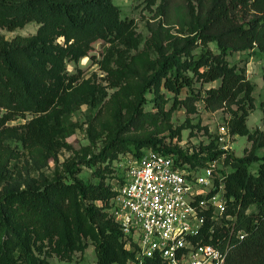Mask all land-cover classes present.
Returning a JSON list of instances; mask_svg holds the SVG:
<instances>
[{
	"label": "trees",
	"instance_id": "1",
	"mask_svg": "<svg viewBox=\"0 0 264 264\" xmlns=\"http://www.w3.org/2000/svg\"><path fill=\"white\" fill-rule=\"evenodd\" d=\"M169 1L163 0V4L168 6ZM184 1L193 14L191 0ZM196 1L198 28L195 34L186 39L174 37L168 45L160 46V61L152 75L158 86L174 94V102L165 110L164 100L157 96L154 100L156 110L134 120L136 126L144 120H161L162 129L168 130V142L162 137L132 139L115 134L88 162L90 167L97 162L108 164L132 148V156L150 148L188 167L204 166L218 158L224 151L218 149L213 140L191 152L175 142L171 144L177 128L172 129L170 112L179 102L188 113L192 112L197 100H202L209 111L235 105L228 121L229 131L247 136L253 143L257 139L246 124L248 113L254 108V83L247 77L245 68L228 63L226 56L230 52L253 49L264 53V0ZM28 21L40 23L33 35H17L7 40L0 34V107L7 108L5 117L43 111L54 102L56 90L45 84V63H50V69L58 77L65 75L70 82L72 77L64 72L65 59L76 62L92 50L96 41L108 40L111 36L125 38L134 28L133 20L121 18L111 0H0V26L14 30ZM58 36L63 38V44L54 42ZM198 41L204 50L195 58L192 50ZM209 42H215L218 52L207 47ZM194 79L205 83L218 81V84L206 88L202 96L191 91L190 95L178 100L181 89L191 88ZM262 79L264 82V66ZM32 139L48 149L53 141L46 129L35 124ZM225 160L230 164V171L222 168L220 172L224 176L227 197L225 213L231 218H223L219 223L207 218L202 239L226 249L224 264H264V162L251 173L248 164L259 160L252 152L243 156L226 152ZM95 174L99 178L96 184L74 177L71 171L69 183L49 182L41 189H23L15 192L17 196L7 199L20 201L33 214L51 208L62 217L66 205L63 195L72 192L77 196L76 210L84 218L82 229H88L95 236L96 264H164L154 257L139 263L136 252L125 247L120 226L107 210L114 192L103 182L102 173L95 170ZM5 201V197H0V264H48L44 257L34 252L37 249L40 253L42 249L35 248L24 233L11 227ZM210 226L212 232H208ZM238 230L243 231L242 238L236 235ZM65 245L73 246L69 233L65 234Z\"/></svg>",
	"mask_w": 264,
	"mask_h": 264
},
{
	"label": "rangeland",
	"instance_id": "2",
	"mask_svg": "<svg viewBox=\"0 0 264 264\" xmlns=\"http://www.w3.org/2000/svg\"><path fill=\"white\" fill-rule=\"evenodd\" d=\"M111 1L119 9L121 18L134 22V28L125 38L111 36L108 40H98L92 50L76 62L65 59L64 72L72 77L70 82L65 75L58 77L50 69V63H45V84L56 90L55 100L47 109L5 117L7 108L0 107V197L6 199L4 208L10 216L11 227L24 233L35 248L40 247V253L37 249L34 252L48 264H96L95 236L81 227L84 218L76 210L77 196L72 192L63 195L66 205L62 217L51 208L30 213L20 201L11 202L7 197L23 189H41L49 182L69 183L71 171L74 177L96 184L99 178L95 170L103 174V182L115 195L122 185L133 148L120 153L108 164L97 162L90 167L88 162L115 134L132 139L162 137L168 142V130L162 129L161 120H144L137 126L134 120L156 110L157 96L164 100L165 110L171 107L174 94L158 86L152 78L160 61L159 47L168 45L174 37L190 38L198 28L196 0H191L193 14L184 0H170L168 6L163 0ZM39 25L37 21H28L14 30L0 26V34L7 40L17 35L29 36L37 32ZM54 42L63 44V38L58 36ZM207 47L218 52L215 42H209ZM203 50L198 41L192 54L196 58ZM226 59L230 64L245 68L247 77L254 83V108L249 111L246 124L249 131L254 132L253 137H257L253 143L247 136L230 132L231 147L226 152L234 156L252 152L259 160L249 163L248 170L255 173L264 162L261 158L264 156V53L256 49L234 51ZM217 84L218 81L205 83L194 79L192 87L182 88L177 98L182 100L191 91L202 96L206 88ZM235 108V105H226L209 111L202 100H197L188 113L179 102L170 112L172 129L177 128L171 144L175 142L186 151H198L210 140L216 142L219 126L229 127L231 110ZM33 124L49 132L53 138L50 149L32 139ZM218 162L223 171H230L225 157L219 156ZM113 197L107 210L112 209ZM66 233L72 236L71 248L65 245Z\"/></svg>",
	"mask_w": 264,
	"mask_h": 264
},
{
	"label": "built area",
	"instance_id": "3",
	"mask_svg": "<svg viewBox=\"0 0 264 264\" xmlns=\"http://www.w3.org/2000/svg\"><path fill=\"white\" fill-rule=\"evenodd\" d=\"M230 138L229 128L219 126L216 143L224 151L223 159ZM128 159L111 215L120 226L125 247L136 252L139 263L154 257L164 264H224L226 249L202 239L207 218L216 223L231 218L225 213L219 157L204 166L188 167L149 148ZM236 235L242 238L243 231Z\"/></svg>",
	"mask_w": 264,
	"mask_h": 264
}]
</instances>
